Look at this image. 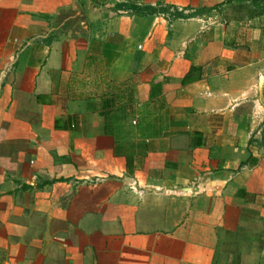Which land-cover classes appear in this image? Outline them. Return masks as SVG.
<instances>
[{
  "label": "crops",
  "instance_id": "crops-1",
  "mask_svg": "<svg viewBox=\"0 0 264 264\" xmlns=\"http://www.w3.org/2000/svg\"><path fill=\"white\" fill-rule=\"evenodd\" d=\"M0 264H264V0H0Z\"/></svg>",
  "mask_w": 264,
  "mask_h": 264
}]
</instances>
